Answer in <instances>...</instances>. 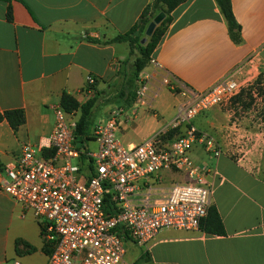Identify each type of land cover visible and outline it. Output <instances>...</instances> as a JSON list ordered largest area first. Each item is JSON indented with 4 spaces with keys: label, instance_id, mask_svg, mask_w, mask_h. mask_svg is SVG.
I'll return each mask as SVG.
<instances>
[{
    "label": "crops",
    "instance_id": "obj_1",
    "mask_svg": "<svg viewBox=\"0 0 264 264\" xmlns=\"http://www.w3.org/2000/svg\"><path fill=\"white\" fill-rule=\"evenodd\" d=\"M150 0H8L0 1V113L22 110L25 122L16 132L0 123V175L15 163L24 143L49 149L53 109L62 94L86 102L85 81L95 79L96 125L114 108L121 111L118 138L125 147L141 144L164 129L184 98L177 90L205 91L223 77L237 82L264 74V0H230L240 28L236 45L215 0H185L172 13L153 59L140 74L148 83L151 110L107 104L118 91L119 71L128 59L129 43L105 44L126 33ZM11 19H7V9ZM127 72V68L125 70ZM230 107H213L192 125L215 138L222 154L207 155L193 147L192 160L211 171V206L225 235L159 232L146 251L125 241L122 264H264V131L235 117ZM237 128V134L233 131ZM246 136L241 143L238 136ZM87 148L95 150L93 142ZM162 172L173 182L188 178ZM164 192L167 191L163 183ZM40 225L30 212L0 190V262L46 264Z\"/></svg>",
    "mask_w": 264,
    "mask_h": 264
},
{
    "label": "built area",
    "instance_id": "obj_2",
    "mask_svg": "<svg viewBox=\"0 0 264 264\" xmlns=\"http://www.w3.org/2000/svg\"><path fill=\"white\" fill-rule=\"evenodd\" d=\"M148 65H156L155 60L151 58ZM140 74L134 107L151 110L148 83ZM254 80L237 82L227 76L198 92L177 90L164 79L162 83L184 101L164 129L132 147L119 141L122 115L118 108L92 126L88 143L96 148L90 150L75 143L78 112L66 113L57 105L48 138L53 154L44 158L40 147L24 143L15 163L4 169L5 180L0 175V190L40 225L43 242L50 249L46 264H122L126 238L147 251L162 230L200 232L211 206L212 171L195 163L191 151L200 145L206 154L217 157L222 148L192 122L213 107H230ZM94 86L95 79L88 76L87 100L94 97ZM250 93L258 96L255 89ZM169 131L177 134L166 139ZM233 133L237 134L236 127ZM238 138L242 144L247 142L246 136ZM162 172L185 174L188 181L172 184L164 192ZM0 264L23 263L14 259Z\"/></svg>",
    "mask_w": 264,
    "mask_h": 264
},
{
    "label": "trees",
    "instance_id": "obj_3",
    "mask_svg": "<svg viewBox=\"0 0 264 264\" xmlns=\"http://www.w3.org/2000/svg\"><path fill=\"white\" fill-rule=\"evenodd\" d=\"M8 1V0H0ZM216 4L226 21L228 34L232 42L236 45L241 43L240 28L236 23L230 0H215ZM185 0H150L149 4L144 8L142 13L131 28L124 34L118 35L114 39L105 42L112 43H129L130 51L128 59L122 63L127 68L119 71L121 82L115 96L107 101V104H112L121 107H130L135 101V82L139 74L148 66L154 51L161 42L168 26L172 22L171 13L183 4ZM164 14L163 20L155 27L152 34L144 44L140 41L144 38V32L148 24L154 19L156 14ZM7 19H11L10 9H7ZM60 107L66 112L71 113L77 111L79 113L76 121L74 132L75 143L79 147L87 146L89 142V133L92 128L93 111L96 105V98L86 100L85 103L79 104L71 95L63 93L59 102ZM6 121L9 127L16 132L25 122L24 112L22 110H11L0 113V123ZM177 134L176 131H169L166 139H172ZM53 154L52 150H43L42 156L49 158ZM84 163V162H82ZM107 202V201H106ZM109 209V204L107 205ZM200 232L214 236H224L225 231L222 221L215 207L210 206L207 217L201 222ZM129 239V238H126ZM44 252L50 253L49 246L44 244Z\"/></svg>",
    "mask_w": 264,
    "mask_h": 264
},
{
    "label": "rangeland",
    "instance_id": "obj_4",
    "mask_svg": "<svg viewBox=\"0 0 264 264\" xmlns=\"http://www.w3.org/2000/svg\"><path fill=\"white\" fill-rule=\"evenodd\" d=\"M147 39L148 37H146V40ZM251 89H255L256 94H258L256 98H253L251 95ZM230 106L233 108L232 110H234L235 117H241L243 120L251 122L250 124H254L256 127L264 131V74L254 80L251 88L243 90ZM77 115H79V113ZM94 117L92 118V124L95 122ZM173 173H175L176 176H179L180 174L176 172ZM173 173L171 175H173ZM171 181L172 180L169 177H164V181L162 180L160 185L161 190L164 191L165 189L163 183L165 187L169 186L167 190H169L172 184H181V182Z\"/></svg>",
    "mask_w": 264,
    "mask_h": 264
},
{
    "label": "water",
    "instance_id": "obj_5",
    "mask_svg": "<svg viewBox=\"0 0 264 264\" xmlns=\"http://www.w3.org/2000/svg\"><path fill=\"white\" fill-rule=\"evenodd\" d=\"M164 18V14L163 13H159L158 15H156L154 17V19L148 24V26L146 27V30L144 32V38L141 40V44H144L146 41V37L150 36L153 32V30L155 29V27L163 20Z\"/></svg>",
    "mask_w": 264,
    "mask_h": 264
}]
</instances>
